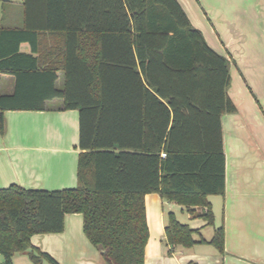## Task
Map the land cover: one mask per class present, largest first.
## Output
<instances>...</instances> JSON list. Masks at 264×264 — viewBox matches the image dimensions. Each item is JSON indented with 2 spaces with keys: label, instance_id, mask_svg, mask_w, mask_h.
<instances>
[{
  "label": "trees",
  "instance_id": "obj_1",
  "mask_svg": "<svg viewBox=\"0 0 264 264\" xmlns=\"http://www.w3.org/2000/svg\"><path fill=\"white\" fill-rule=\"evenodd\" d=\"M21 6L22 28L0 24V75L13 79L12 92L0 94V135L6 111H44L60 99L63 110L78 111L80 152L73 189L0 188L1 264L21 253L33 264H59L31 237L61 233L66 214L82 215L83 233L104 264H144L149 193L212 225L208 197L225 191L221 117L236 107L227 96L229 61L207 45L178 1ZM40 32L57 35L52 65L39 66ZM22 43L30 53L20 51ZM194 232L167 214L170 251L192 247ZM209 243L223 253L222 226Z\"/></svg>",
  "mask_w": 264,
  "mask_h": 264
},
{
  "label": "crops",
  "instance_id": "obj_2",
  "mask_svg": "<svg viewBox=\"0 0 264 264\" xmlns=\"http://www.w3.org/2000/svg\"><path fill=\"white\" fill-rule=\"evenodd\" d=\"M17 1L22 4V0ZM177 1L207 45L229 61L227 96L236 111L221 117L225 191L222 196L208 197L213 224L191 218L184 207L162 199L157 193L145 195L149 237L144 264H264V99L259 94L258 101V94L249 85H246L249 93L241 85L236 87L239 82L232 73L238 70L232 53L237 44L233 36L260 35L259 45L264 46V0ZM16 27H23V13ZM56 36L39 33L36 54L39 66L53 64L49 51L56 44ZM19 49L30 53L28 43L20 44ZM0 82L3 86L0 94H10L12 77L1 74ZM63 82V73L57 71L56 88L62 89ZM4 116L5 133L0 135V188L15 184L25 189L53 191L77 186L80 152L77 110H63L62 101L53 99L46 102L44 111H6ZM169 213L195 231L196 243L192 247L170 251L164 235ZM220 226L224 231L223 253L209 243ZM31 245L48 253L59 264H104L101 251L83 233L81 214H66L61 233L34 235ZM60 250L61 257L57 256ZM20 256L28 255H14L13 264H17L15 260Z\"/></svg>",
  "mask_w": 264,
  "mask_h": 264
},
{
  "label": "rangeland",
  "instance_id": "obj_3",
  "mask_svg": "<svg viewBox=\"0 0 264 264\" xmlns=\"http://www.w3.org/2000/svg\"><path fill=\"white\" fill-rule=\"evenodd\" d=\"M22 11H23V8L17 0H14L13 2H10V3L4 0H0V23L1 25L4 27L19 26L20 13H22ZM261 37L262 36L260 35L254 36V35H249V34L233 36V39L237 41V44H235V46L232 48V53L234 55L235 64L238 69L236 71H232V73L234 72V75L236 74V79L239 82V84H237L236 87L238 85L240 87L241 85L242 90H244V92L249 93L248 88L246 86V85H249V87L254 89V91L258 94V101L260 100L259 94L262 95V100L264 99V88H263L264 86V82H263L264 81V46L261 48V46L259 45L260 43L259 40ZM254 38L256 40H254ZM244 80L246 81V84ZM1 88H3L2 82H0V91H1ZM173 211L175 212V210ZM176 214L178 218L183 221L182 219L183 217L179 214V212L176 211ZM69 250H71L70 247H69ZM61 251L62 250H60V252H57V256L59 255V257H61L62 255ZM75 252H78V251H75ZM74 255L77 256L76 254ZM15 262L17 264H21V263L31 264L32 263V261L29 259L28 256H20L15 260Z\"/></svg>",
  "mask_w": 264,
  "mask_h": 264
},
{
  "label": "built area",
  "instance_id": "obj_4",
  "mask_svg": "<svg viewBox=\"0 0 264 264\" xmlns=\"http://www.w3.org/2000/svg\"><path fill=\"white\" fill-rule=\"evenodd\" d=\"M161 157H162V158H164V157H165V154H164V153H162V154H161Z\"/></svg>",
  "mask_w": 264,
  "mask_h": 264
},
{
  "label": "water",
  "instance_id": "obj_5",
  "mask_svg": "<svg viewBox=\"0 0 264 264\" xmlns=\"http://www.w3.org/2000/svg\"><path fill=\"white\" fill-rule=\"evenodd\" d=\"M4 1H8V0H4Z\"/></svg>",
  "mask_w": 264,
  "mask_h": 264
}]
</instances>
